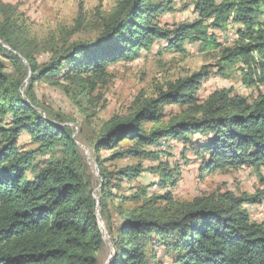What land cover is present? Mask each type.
I'll return each instance as SVG.
<instances>
[{"label":"trees","instance_id":"obj_1","mask_svg":"<svg viewBox=\"0 0 264 264\" xmlns=\"http://www.w3.org/2000/svg\"><path fill=\"white\" fill-rule=\"evenodd\" d=\"M195 6L199 18L194 23L168 30L160 19L173 11L169 0H119L103 19L99 37L56 51L45 66L18 41L20 19L10 9L0 25V264H99L104 232L114 252L109 264H165L164 258L171 264H264V224L252 222L245 207L261 205L264 189L181 204L170 192L127 196L120 193L122 185L146 171L142 164L114 172L106 165L125 159L158 162L160 186L173 189L177 178L159 149L178 141L184 161L191 152L211 174L264 169V0H195ZM232 18L244 28L242 42L224 49L221 57L227 65L243 64L248 84L263 88L257 99L249 103L221 90L199 102L210 77L203 67L156 97L136 101L132 113L111 119L90 144L99 170L97 209L96 178L74 130L62 118L43 115L35 84L66 81L95 90L110 76L111 65L134 60L155 41L185 52L186 42L207 41L210 27L223 30ZM169 107L183 112L167 115ZM24 133L36 149L20 150ZM107 150L112 154L105 159L102 151ZM48 155L52 158L45 165L35 164L38 156Z\"/></svg>","mask_w":264,"mask_h":264},{"label":"rangeland","instance_id":"obj_2","mask_svg":"<svg viewBox=\"0 0 264 264\" xmlns=\"http://www.w3.org/2000/svg\"><path fill=\"white\" fill-rule=\"evenodd\" d=\"M169 1L173 11L160 19L162 28L174 30L181 24H191L199 18L195 0ZM118 3L119 0H0V25L11 16L10 9H15L14 12L20 19L19 31L14 28L18 41L35 54L40 66H45L53 62L56 51L62 52L73 43L91 42L99 37L103 19L114 11ZM81 17L82 26H79ZM243 29V26L235 23L232 18L223 30L210 27L207 41L186 42L185 52L181 53L170 50L167 41H155L150 49L142 50L134 60L119 61L111 65L108 68L110 76L95 90L66 81H62L60 85L48 80L35 84L39 107L45 112L43 115L52 120L62 118L65 124L74 130L76 141L96 178L94 197H97L100 190L99 170L90 151V144L95 142L100 136V130L111 119L132 113L136 101L156 97L159 90H166L203 67L210 71V77L203 82L198 93L199 102H205L212 93L221 90H229L249 103L257 99L263 88L259 90L258 86L248 84L243 64L227 65L221 57L224 49L242 42L240 31ZM255 56L258 59V55ZM2 61L8 71H11L10 62L7 59ZM182 112L178 107H169L166 108L165 114ZM168 142L167 147L159 150L164 151L161 160L171 166L173 178H177L176 187L171 189L160 186L161 173L156 171L158 162L136 159L107 162L106 165L113 172L117 167L124 168L139 163L146 170L138 178L122 185V195L132 196L144 190L148 196L162 197L170 192L174 200L181 204L212 194L230 193L235 197H242L244 194L255 195L264 189V169L259 172L246 167L232 168L211 174L201 168L200 161L196 160L191 152L186 154L187 162L184 161L181 142ZM18 144L21 151L37 147L26 133L21 135ZM111 154V150L102 151V157L105 159ZM56 157L59 158V155ZM51 158V155L38 156L35 164L45 165ZM175 167H180L179 174L173 170ZM142 202L143 200L139 201ZM245 207L252 222L264 224V200L261 205ZM104 235L99 264H109L113 258V250L106 240V232ZM164 263L171 264V261L164 258Z\"/></svg>","mask_w":264,"mask_h":264},{"label":"water","instance_id":"obj_3","mask_svg":"<svg viewBox=\"0 0 264 264\" xmlns=\"http://www.w3.org/2000/svg\"><path fill=\"white\" fill-rule=\"evenodd\" d=\"M20 57V56H19ZM23 60V59H22ZM23 62L25 63V61L23 60ZM99 176V175H98ZM95 199L97 200V209H98V206H99V199H98V197H95ZM97 218H98V221H99V223H100V225H103V222H102V220H101V218H100V215L98 214V211H97ZM104 240H105V237H104ZM106 240L109 242V244H110V246H111V249L113 250V246H112V244L110 243V241L106 238ZM114 253V252H113Z\"/></svg>","mask_w":264,"mask_h":264}]
</instances>
